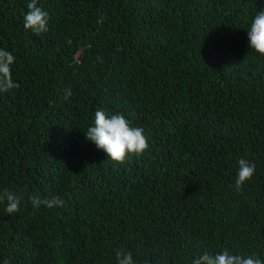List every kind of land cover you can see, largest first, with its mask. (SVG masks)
Instances as JSON below:
<instances>
[{
    "label": "trees",
    "instance_id": "1",
    "mask_svg": "<svg viewBox=\"0 0 264 264\" xmlns=\"http://www.w3.org/2000/svg\"><path fill=\"white\" fill-rule=\"evenodd\" d=\"M29 2L0 0L20 84L0 93V191L21 197L14 214L0 203V264L264 260V56L248 37L264 0H38L39 35ZM97 109L142 127L148 150L108 159L84 133ZM241 158L255 172L237 191Z\"/></svg>",
    "mask_w": 264,
    "mask_h": 264
},
{
    "label": "clouds",
    "instance_id": "2",
    "mask_svg": "<svg viewBox=\"0 0 264 264\" xmlns=\"http://www.w3.org/2000/svg\"><path fill=\"white\" fill-rule=\"evenodd\" d=\"M27 8L28 11L25 13L23 20L24 28L31 30L36 35L46 32L49 13L38 7V0H30ZM248 37L250 48L259 55L264 56V9L258 11L251 20ZM67 42L71 44L70 39ZM15 62L16 57L12 52L0 48V93L9 92L20 87V84L13 80L12 65ZM72 95L71 88L64 89L63 98L65 100ZM84 133L88 141L104 151L108 159L117 163H123L129 154L142 155L149 148L144 129L133 126L132 122L123 113H115L109 117L103 110L97 109L93 125L89 126ZM238 165L235 188L240 191L244 183L254 175L255 164L241 158ZM30 199L34 207L44 205L49 209H53L64 206V200L60 196L41 199L37 195H32ZM0 203L6 204L5 211L8 214H14L20 209L21 197L5 188L0 191ZM115 256L117 264H135L131 252L116 249ZM3 264H10V262L5 260ZM145 264H148V262L145 261ZM192 264H264V260L255 254H232L225 248L222 252L215 254L204 251L192 259Z\"/></svg>",
    "mask_w": 264,
    "mask_h": 264
}]
</instances>
